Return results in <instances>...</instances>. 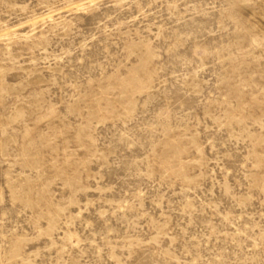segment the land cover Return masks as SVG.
<instances>
[{
  "label": "rangeland",
  "instance_id": "374dc122",
  "mask_svg": "<svg viewBox=\"0 0 264 264\" xmlns=\"http://www.w3.org/2000/svg\"><path fill=\"white\" fill-rule=\"evenodd\" d=\"M0 264H264V0H0Z\"/></svg>",
  "mask_w": 264,
  "mask_h": 264
}]
</instances>
